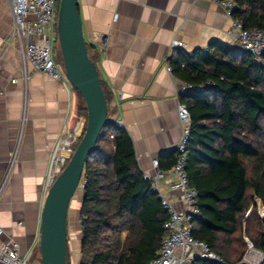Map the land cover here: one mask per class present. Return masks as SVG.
<instances>
[{
  "label": "trees",
  "instance_id": "obj_1",
  "mask_svg": "<svg viewBox=\"0 0 264 264\" xmlns=\"http://www.w3.org/2000/svg\"><path fill=\"white\" fill-rule=\"evenodd\" d=\"M231 1L232 19L264 31V0ZM167 63L186 83L213 84L180 95L189 113L184 170L199 211L189 222L191 237L231 264L245 251L229 259L241 229L264 255V218L252 219L256 232L252 220L245 227L242 220L253 198L264 204V53L257 64L248 52L212 42L204 52L175 49ZM77 96L78 115L86 117ZM108 114L84 165L79 264H149L167 234L168 213L143 178L126 130L114 125L109 107ZM177 155L175 149L160 154L158 169L170 170ZM192 264L216 263L197 258Z\"/></svg>",
  "mask_w": 264,
  "mask_h": 264
},
{
  "label": "crops",
  "instance_id": "obj_2",
  "mask_svg": "<svg viewBox=\"0 0 264 264\" xmlns=\"http://www.w3.org/2000/svg\"><path fill=\"white\" fill-rule=\"evenodd\" d=\"M77 8L111 117L121 120L141 172L151 174V161L180 138L184 81L165 69L168 57L175 49L204 52L212 42L241 50L226 34L230 19L214 0H77ZM7 10L0 0V227L32 253L50 152L74 126V96L63 81L21 64ZM175 40L183 47L173 48Z\"/></svg>",
  "mask_w": 264,
  "mask_h": 264
},
{
  "label": "built area",
  "instance_id": "obj_3",
  "mask_svg": "<svg viewBox=\"0 0 264 264\" xmlns=\"http://www.w3.org/2000/svg\"><path fill=\"white\" fill-rule=\"evenodd\" d=\"M12 21L10 40L15 42L17 56L24 66L29 63L32 69L45 76L69 84L63 72L55 63L58 55L56 32V16L59 0H5ZM230 19L226 34L235 41L242 51L252 55L259 64L264 53V31L258 28H243L241 23L231 18L235 6L231 0H214ZM57 5V7H55ZM103 38L95 39L94 44L102 46ZM173 48H182L181 41H173ZM165 69L170 72L169 65ZM26 79V77H25ZM14 82V80H12ZM212 82L192 85L183 82L178 95L202 87H210ZM177 118L180 125V138L175 146L177 159L170 170L158 169L157 159L151 161L152 173H144L143 178L149 180L150 188L155 191L163 208L168 213L164 222L167 231L161 240L156 256L149 264H192L194 259H205L216 264H228L213 252L206 243L191 237L190 220L199 215L196 207L197 191L187 180L185 166V147L189 135V113L185 104L177 106ZM115 126L121 127V120L112 118ZM85 125V117L79 116L74 126L64 130L50 152L46 172V186L61 172L78 143ZM165 176H170L165 180ZM164 179V180H163ZM30 248L22 250L19 241L12 234L0 227V264H29ZM263 253L249 242L241 259L231 264H262Z\"/></svg>",
  "mask_w": 264,
  "mask_h": 264
},
{
  "label": "water",
  "instance_id": "obj_4",
  "mask_svg": "<svg viewBox=\"0 0 264 264\" xmlns=\"http://www.w3.org/2000/svg\"><path fill=\"white\" fill-rule=\"evenodd\" d=\"M56 32L64 78L82 99L86 117L73 153L46 190L39 219L40 264H66L69 204L81 184L85 161L109 119L98 69L82 35L77 0L58 1Z\"/></svg>",
  "mask_w": 264,
  "mask_h": 264
},
{
  "label": "rangeland",
  "instance_id": "obj_5",
  "mask_svg": "<svg viewBox=\"0 0 264 264\" xmlns=\"http://www.w3.org/2000/svg\"><path fill=\"white\" fill-rule=\"evenodd\" d=\"M57 7V5L55 6ZM8 13V10H7ZM59 51V49H58ZM55 63L62 71L61 67V56L60 52L58 55L54 58ZM73 96H74V104H73V114H75V121L78 119L80 115H78L77 107L79 105L78 103V96L74 92L73 89ZM80 98V97H79ZM82 101V99L80 98ZM83 102V101H82ZM84 105V103H83ZM85 125L83 126L84 130ZM82 185H83V178L81 180V184L74 195L73 199L70 202L69 207V220H68V237H67V253H66V264H79L80 262V227H79V210L81 205V198H82ZM246 218L252 220L256 218H264V204H262L259 200H256L253 198L249 204V209L247 212L243 215V226H247ZM251 229L256 232V228L254 225V220L250 223ZM234 243L231 245V253L229 259L235 260L237 257H239L246 244L249 242L253 245V243L250 241L249 235L247 236L246 233H243L240 229L239 232L233 237ZM31 254V255H30ZM29 264H40L39 261V252H38V244L36 245L35 249L32 253H29Z\"/></svg>",
  "mask_w": 264,
  "mask_h": 264
}]
</instances>
